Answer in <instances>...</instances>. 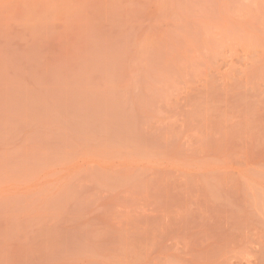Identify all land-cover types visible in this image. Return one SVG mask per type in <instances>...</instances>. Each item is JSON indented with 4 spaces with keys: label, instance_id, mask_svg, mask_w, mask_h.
<instances>
[{
    "label": "rangeland",
    "instance_id": "1",
    "mask_svg": "<svg viewBox=\"0 0 264 264\" xmlns=\"http://www.w3.org/2000/svg\"><path fill=\"white\" fill-rule=\"evenodd\" d=\"M0 264H264V0H0Z\"/></svg>",
    "mask_w": 264,
    "mask_h": 264
}]
</instances>
